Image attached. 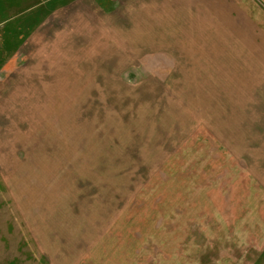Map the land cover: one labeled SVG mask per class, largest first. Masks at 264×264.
I'll use <instances>...</instances> for the list:
<instances>
[{"label": "rangeland", "instance_id": "374dc122", "mask_svg": "<svg viewBox=\"0 0 264 264\" xmlns=\"http://www.w3.org/2000/svg\"><path fill=\"white\" fill-rule=\"evenodd\" d=\"M139 1L0 0V264H264L263 215L210 189L249 154L264 203V102L139 40Z\"/></svg>", "mask_w": 264, "mask_h": 264}, {"label": "crops", "instance_id": "0c3cea01", "mask_svg": "<svg viewBox=\"0 0 264 264\" xmlns=\"http://www.w3.org/2000/svg\"><path fill=\"white\" fill-rule=\"evenodd\" d=\"M139 8L146 18L140 24L139 40H163L160 51L170 52L173 57L187 52L194 56V61L215 63L214 68L204 74L209 76L211 85L206 92L217 94L216 78L221 77L225 84L232 85L231 93L237 95L232 108H254L255 92V100L258 97L264 102V95H258L259 92L264 94V80L259 79L264 78V0H141ZM164 61L168 63L165 58ZM180 72L175 68L168 76L177 77L180 84L184 77ZM184 91L179 89V92ZM251 122L257 124L256 118L252 117ZM212 131L204 134L209 142L214 141ZM229 139L222 134L215 138L220 141L221 157L224 148L229 147ZM232 155L233 167L228 168V164L227 168L219 167L220 180L225 169V176L231 182L228 181L221 192L211 186V198H218L211 203L220 213V221H254V217L259 220V215H263L264 221V203H260L258 192L255 195L261 187L256 172L261 170L256 168L255 160H249V154H244L246 158L241 152Z\"/></svg>", "mask_w": 264, "mask_h": 264}]
</instances>
